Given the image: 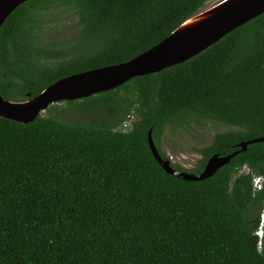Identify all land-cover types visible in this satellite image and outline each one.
<instances>
[{
  "label": "trees",
  "instance_id": "16d2710c",
  "mask_svg": "<svg viewBox=\"0 0 264 264\" xmlns=\"http://www.w3.org/2000/svg\"><path fill=\"white\" fill-rule=\"evenodd\" d=\"M204 1L26 0L0 26V95L24 101L125 62ZM66 11L70 40L45 38ZM75 102L106 118L51 113ZM46 108L28 123L0 117V264H264L255 234L264 190L252 187L264 176V141L196 181L167 173L147 141L151 129L174 169L199 173L211 155L264 135V11L185 61ZM209 122L227 130L193 148L192 167L163 152L167 128Z\"/></svg>",
  "mask_w": 264,
  "mask_h": 264
},
{
  "label": "water",
  "instance_id": "95a60500",
  "mask_svg": "<svg viewBox=\"0 0 264 264\" xmlns=\"http://www.w3.org/2000/svg\"><path fill=\"white\" fill-rule=\"evenodd\" d=\"M24 1L26 0H0V26L6 17ZM229 3L231 4L226 7ZM210 5L200 8L188 16L159 43L125 62L92 68L62 77L37 95L24 101L5 100L0 95V117L28 123L33 121L50 104L61 100L87 97L115 88L133 76L154 73L185 61L218 41L237 26L264 11V0H222L215 5H221L218 7L219 12L187 24L192 18L202 14L199 12ZM223 7L226 8L223 9ZM183 25H186V29H182ZM147 141L153 157L167 173L185 180L196 181L212 175L231 157L244 151L248 144L264 141V135L240 142L239 148L228 155L219 156L216 153L211 155L199 173L174 169L170 160L158 152L152 139L151 129L147 132Z\"/></svg>",
  "mask_w": 264,
  "mask_h": 264
},
{
  "label": "rangeland",
  "instance_id": "374dc122",
  "mask_svg": "<svg viewBox=\"0 0 264 264\" xmlns=\"http://www.w3.org/2000/svg\"><path fill=\"white\" fill-rule=\"evenodd\" d=\"M217 0H205L200 6V8L206 7ZM199 8V9H200ZM66 13V14H65ZM63 12L62 15L56 17L57 21L52 25L53 32L51 35L46 34L45 38L52 36L56 39L63 38V41H69L70 37L66 36V32H70L72 27L75 26V19L69 14V12ZM58 103V102H57ZM63 104V105H60ZM64 109L68 110H52V114L64 121H79V120H89L95 121L96 119H105V113L101 112L95 108L89 107H75L77 102L71 103H60ZM61 108V107H60ZM73 108V109H71ZM47 109V108H46ZM45 113H48L45 110ZM227 130L226 127L219 123H191L190 128L187 130H182V128L177 130H171L167 128L164 132L163 139L160 142L163 152L171 157V161L179 164L185 168H190L196 163V159L199 160V156L195 153L193 148L201 147L210 142L211 137L218 132ZM264 225V223H263ZM264 232V228H263ZM263 238L260 239L259 246L264 248V233H262Z\"/></svg>",
  "mask_w": 264,
  "mask_h": 264
},
{
  "label": "built area",
  "instance_id": "2783aa9c",
  "mask_svg": "<svg viewBox=\"0 0 264 264\" xmlns=\"http://www.w3.org/2000/svg\"><path fill=\"white\" fill-rule=\"evenodd\" d=\"M252 187H253V190H262V189L264 190V176L254 175L252 178ZM263 223H264V207L260 211L259 224L255 231V234L258 237H261L263 233V229H262Z\"/></svg>",
  "mask_w": 264,
  "mask_h": 264
},
{
  "label": "bare ground",
  "instance_id": "6f19581e",
  "mask_svg": "<svg viewBox=\"0 0 264 264\" xmlns=\"http://www.w3.org/2000/svg\"><path fill=\"white\" fill-rule=\"evenodd\" d=\"M220 1H222V0H219V1L215 2V3H213L212 5H210L209 7H207L206 9H204V10H202V11L199 12V13H202V14L197 13V14H199V16H197L195 18H192L189 22H187V24H189L191 21H196L199 18H204V17H207V16H211V15H213V13L219 12L220 9L218 7H220L221 5L220 6H215V5L218 4ZM231 3H229L226 7H228ZM226 7H223V9L226 8ZM210 8H212V9H210ZM208 9H210V10H208ZM197 14H195V15H197ZM194 16H192V17H194ZM186 25H183L182 26V29H186Z\"/></svg>",
  "mask_w": 264,
  "mask_h": 264
}]
</instances>
